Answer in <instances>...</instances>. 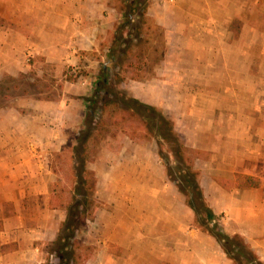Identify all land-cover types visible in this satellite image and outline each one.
Segmentation results:
<instances>
[{
	"label": "crops",
	"instance_id": "1",
	"mask_svg": "<svg viewBox=\"0 0 264 264\" xmlns=\"http://www.w3.org/2000/svg\"><path fill=\"white\" fill-rule=\"evenodd\" d=\"M128 3L129 0H0V80L29 75L33 80L54 79L63 87L58 99L37 101L34 107L39 112L24 115L15 109L0 111V264H48L54 255L52 248L68 211L66 204L57 202L54 187L58 177L52 169L53 157L66 149V129L77 135L84 128L86 100L93 97L102 72L110 73L112 65L120 72L126 61L121 58L123 46L118 36L125 24L123 8ZM216 4L214 0H150L147 15L133 23L140 20L136 29L148 24L160 31L164 55L213 54L215 49L207 46L205 39L233 37L231 14L218 18L209 14L210 6ZM115 46L120 52L110 63L109 55ZM27 59L32 63L27 65ZM164 60L159 61L161 66L155 71L161 74L155 78L126 80L131 82L132 98L172 119L176 116L166 104L169 88L187 85V79L194 76L185 69L187 59H181L180 75L169 79L162 74ZM208 75L214 76V83L209 85H219L216 75L206 71L204 77ZM72 77L77 79L70 81ZM125 82L119 84L123 86ZM215 106L205 117L206 104L202 106L203 113L197 114L206 132L215 125L210 116ZM19 107H25V103ZM248 147L237 148L243 160L234 159L236 166L244 168L250 160L256 162L251 166L259 167L262 146ZM196 148L201 149L200 145ZM100 157L101 164L90 165L98 178L96 199L101 203L92 222L97 227L96 237L95 242L86 240L97 250L86 264H210L202 259L201 231L193 226L195 214L186 209L184 195L163 188L161 176L160 189L153 190L146 174L132 176L124 171L126 164L121 166L118 161L111 168L104 153ZM244 173L255 177L251 169ZM101 185L106 187L104 191ZM261 187L262 181L259 188H242L245 192L234 188L226 206L212 202L211 193L205 189L204 195L216 215L223 213L225 226L234 235L242 236L264 263V194L247 192ZM222 264L233 262L226 258Z\"/></svg>",
	"mask_w": 264,
	"mask_h": 264
},
{
	"label": "rangeland",
	"instance_id": "2",
	"mask_svg": "<svg viewBox=\"0 0 264 264\" xmlns=\"http://www.w3.org/2000/svg\"><path fill=\"white\" fill-rule=\"evenodd\" d=\"M142 1L143 5L148 6L150 4V0ZM214 1L218 4L210 6L209 14L217 18L231 14L233 37L219 35L213 39H205L206 45L215 49L213 54L164 55L165 48L159 30L150 27L148 24H143L141 28L136 29L139 26V21L143 19L125 29L124 36L130 42L132 55H129L126 59L120 72L117 68L114 70V65L111 66L110 72L111 89L118 95H121L127 101L132 98V94L129 92L130 80H126V84L123 85L125 87H123L119 84L117 76L131 78L136 75V73H133L134 70L141 67L142 75L155 78L158 74H161L155 70L161 66L158 63L162 58H165L163 61L165 71L162 74L169 79L172 78V75H180L181 70L178 65L181 64V59H187L184 62L189 63L185 64V69H187L188 74H192L194 77L187 79V85H175L169 88L170 99L166 104L169 106L168 111L175 114L176 118L171 119L166 113L164 115V112L160 111V114L156 115V123L159 127V130H156V137L146 131L140 121L133 115L132 108L134 105L131 102L128 101L129 107L126 110H120L115 106L109 107L103 119V128H101L105 138L100 140V148L97 152L96 161L93 163L94 165L98 164L101 158L100 155L104 153L106 161H108L107 164H110L111 168L114 167L111 164L115 165L116 162L120 161L121 166L126 164V168H124L126 173L132 176L137 174V177L140 176V173L146 174L147 184L153 190L160 189L158 178L161 176L162 181H165L162 184L163 188L166 186L168 190L178 191L180 195H184L186 209H190L192 214L194 210L189 206V199L184 193L180 192V169L187 171L189 167H192L194 171L199 172L198 181L203 191L205 189L211 193L212 202H216L218 206L229 204V200L233 198L232 191L234 188H238L235 184L236 176L246 174L244 170L251 169L252 174L262 181V187L259 190L247 192L257 194L262 191L264 194V0ZM136 30H140L139 40H135V35L138 34ZM212 32H210V35ZM219 43L221 46H218ZM125 49L126 46L124 45L122 50ZM170 49L172 52V48ZM29 60L31 61L29 62ZM32 61V59H27V65L31 64ZM129 64L133 68L128 69ZM206 71L216 75L219 85H209L210 82L214 83V76L204 77ZM8 77L11 76L2 79L7 84L9 83L7 81ZM72 79H77V77H72ZM21 83H25L26 86L35 85L30 88V95L15 97V94L17 96L21 95L23 91L5 92L6 97L0 94V101L4 105H9L7 108H1L0 111L15 109L21 111L24 115L34 111L39 112L34 107L39 99H58L63 95L62 84L54 79L46 81L33 80L28 75V79L22 80ZM206 83L208 85H205ZM3 88L5 89V87ZM174 96H176L175 99ZM198 96L201 98H198ZM206 98L209 100L207 103L204 102ZM20 103H25V107H19ZM205 104L207 105V111H205L203 117L209 115V109L214 107V104L216 105L215 109L210 110L212 114L210 116L214 118L215 125H213V128L208 127L207 132L200 125L197 116L200 112L203 113L202 106ZM164 116L170 118L174 123L176 132L174 136L169 133L167 125L163 121ZM206 118L208 124L209 117ZM64 134L67 139V143L64 145L66 149L61 154L53 157L52 169L58 177L54 187L57 202L58 204L64 203L67 206L74 198L76 188V166L72 153L73 147L76 145V132L66 129ZM126 144H132L133 146H126ZM198 145L201 149L196 148ZM40 146L45 145L41 144ZM183 146L185 150H183ZM246 146H249V149L262 146V157L258 161L259 167L251 166L256 162L250 160L246 162L244 168L236 166L234 159L243 160V157L240 156L241 152L240 150L238 152L237 148L245 149ZM230 160L234 162V166ZM104 165L101 166L102 170H105ZM89 168L95 172L92 167L89 166ZM187 178L192 181L195 176L189 175ZM103 186L101 185L100 189L104 191L106 187ZM217 189L225 192L216 193L215 190ZM242 190V192L246 191V189ZM96 191H98L97 188ZM252 197L246 196V198ZM93 201L94 206L89 208L88 212L94 213L96 216L98 209L101 207V203L96 199V193ZM217 216V224L227 234L235 236L225 226L226 220L223 213L217 214ZM94 219H88L87 223L78 231L75 241L71 242L70 251L74 260L72 264H86L88 259H93L95 256L96 246L87 244L88 240L95 242L97 227L92 226V222H95ZM192 223L201 231V255L204 261L209 260L210 264H222L224 259L230 260L220 243L199 226L196 214ZM59 246L56 244L52 248L54 255L51 256L48 264L50 262L58 264Z\"/></svg>",
	"mask_w": 264,
	"mask_h": 264
},
{
	"label": "trees",
	"instance_id": "3",
	"mask_svg": "<svg viewBox=\"0 0 264 264\" xmlns=\"http://www.w3.org/2000/svg\"><path fill=\"white\" fill-rule=\"evenodd\" d=\"M123 12L125 24L119 29L120 34L118 36V41L121 43V47L124 45L126 46L125 50H121V58L125 60L129 55H132L130 42H128L124 36L125 29L131 26L137 19L144 18L147 15V6L143 5L142 0H129L127 6L123 8ZM136 31L138 34L135 35V40H139L140 30ZM118 52H120V50L118 46H115L112 53L109 55L110 63L115 62ZM128 68H133V66L129 64ZM141 70V67L136 68L133 72L134 74L136 73V75L132 76L130 79L136 81L145 80L146 76L141 74ZM116 78H118L119 82H124L127 79L123 76H117ZM7 79L9 82L8 84L4 80L0 82V89L2 88L0 94L3 97L7 96L5 92L10 93L13 91H23V95L19 94L17 96L15 94L16 98L25 97V95L29 96L31 93L30 88L35 86H26L25 83H21L22 80L28 79L26 75H21L18 78L8 77ZM69 80L74 81L72 78H69ZM110 82L111 77L109 71H103L93 97L86 100L84 128L76 135V145L72 150L76 166L75 196L66 206L68 218L56 242L57 245H60L58 251V264L73 263V254L70 251L71 242L75 241L78 231L87 223V220L95 218L94 213H89L88 209L94 206L93 197L96 193L97 178L95 172L92 171L89 166L95 163L97 152L101 144L100 140H104L105 138L101 128H103V119L108 108L115 106L120 110H126L129 107V101L134 105L132 108L133 115L140 121L146 131H149L153 137H156V130H159L156 123V115L158 113L160 114V111L157 108L143 104L134 98L127 101L124 97L118 95L111 89ZM10 83L12 85H9ZM3 87H5V89ZM3 107L7 108L9 105H4L3 102L0 101V109ZM163 121L167 125L169 133L174 136L176 133L174 130V123L168 118H164ZM183 150H185V147ZM179 175L181 177L179 180L180 192L184 193L189 199V206L194 210L199 226L203 231L209 233L220 243L228 258L233 261V264H264L242 236H230L219 224H217L218 216L207 204L204 191L198 181V177L200 176L199 172L189 167L187 171L185 169H180ZM189 175L195 176V179L192 181L189 180L187 178ZM236 178V185L240 189L259 188L261 185L260 179L252 176L238 174ZM1 230L2 223H0V231ZM49 264L52 263L50 262Z\"/></svg>",
	"mask_w": 264,
	"mask_h": 264
},
{
	"label": "built area",
	"instance_id": "4",
	"mask_svg": "<svg viewBox=\"0 0 264 264\" xmlns=\"http://www.w3.org/2000/svg\"><path fill=\"white\" fill-rule=\"evenodd\" d=\"M31 60H29V62H30Z\"/></svg>",
	"mask_w": 264,
	"mask_h": 264
}]
</instances>
